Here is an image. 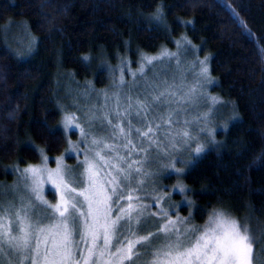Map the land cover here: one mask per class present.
<instances>
[{
  "label": "trees",
  "instance_id": "obj_1",
  "mask_svg": "<svg viewBox=\"0 0 264 264\" xmlns=\"http://www.w3.org/2000/svg\"><path fill=\"white\" fill-rule=\"evenodd\" d=\"M180 38L191 60L207 57L223 125L193 140L173 164L181 173L162 164L154 186L139 190L145 212L157 215L138 234L165 223L162 207L189 226L223 210L264 235V0H0V186L43 156L77 170L75 155L99 137L65 129L70 88H108ZM253 245V264H264V243Z\"/></svg>",
  "mask_w": 264,
  "mask_h": 264
},
{
  "label": "snow or ice",
  "instance_id": "obj_2",
  "mask_svg": "<svg viewBox=\"0 0 264 264\" xmlns=\"http://www.w3.org/2000/svg\"><path fill=\"white\" fill-rule=\"evenodd\" d=\"M157 59L160 57H144L145 63L149 65ZM199 63L205 64L204 61ZM207 71V67H202L200 75H206ZM194 92L195 89H192L189 96ZM114 95L118 97V94ZM166 95L160 92L151 99L153 103L159 104ZM126 99L128 109L124 113L119 110L113 113L125 120L132 114L133 107L131 98ZM117 103L119 105V99ZM136 106L137 116L146 115L151 107L140 100L136 101ZM90 111L89 125L94 120H107L108 126L113 129L112 138L115 139L118 133L124 141L122 148L126 155H120L117 145L93 139L92 145H102V148L95 151L92 158L86 156L79 162L78 167L83 171L68 168L63 164V158L57 162L56 169L50 170L46 167L50 159L47 156H43L45 166L29 165L24 168L22 175L31 182L26 187L31 197L43 206V213L36 209L31 199L28 202L22 200L19 208L10 206L5 209L0 203V255L5 248L10 249L15 264H137L141 257H149L143 264H252L253 243H264V235H249L247 225H241L223 210H214L203 226H189V218L169 219L167 211L161 207L158 214L165 223L159 225L155 232L139 235V231L146 228L149 217L157 213L144 214L149 206L142 204L140 201L143 198L136 195L143 181H139L137 187H132L144 163L132 157L148 149L143 145L138 147L130 137L135 131L137 138L147 140L149 147L155 145L159 148L161 140L157 137V130L165 125L170 126L173 121L169 116L155 128L151 124L147 125L146 131L133 129L131 121H128V130L125 131L121 124H113L107 116H97V110ZM75 119L74 116L66 115L64 127L73 132L79 128L83 141L91 129L85 131L79 124H74ZM50 132L54 134L55 130ZM161 136H170L169 146L176 151L179 150L178 143L187 144L194 140L187 130L175 134L171 131L162 132ZM201 151L203 146L195 149L196 154ZM172 168L177 173L183 171L174 165ZM45 182L54 186L53 194L59 192L55 204L49 203L41 194ZM177 188L181 192L185 191L179 185Z\"/></svg>",
  "mask_w": 264,
  "mask_h": 264
},
{
  "label": "rangeland",
  "instance_id": "obj_3",
  "mask_svg": "<svg viewBox=\"0 0 264 264\" xmlns=\"http://www.w3.org/2000/svg\"><path fill=\"white\" fill-rule=\"evenodd\" d=\"M186 44L185 39L180 38L176 41V48L174 50L163 47L156 53L143 56L137 66L127 69L123 75L124 77L118 78L119 80L116 83H112L108 88L99 90L89 89L88 87H84L83 89L79 87L70 88L72 92H69L68 96L66 95L67 109L70 110L71 108L76 116L79 117L78 120L81 128H84L85 131L91 129L89 135H96L105 143L117 145L120 148V155H126V151L122 148L124 141L121 140L118 133L115 134V139L112 138L114 135L113 129L108 126L107 120H94L89 125L87 121L91 115L90 110H97L95 112L97 116H107L108 119L112 120L113 124H121L125 131L128 130V121H131L133 129L139 128L141 131H146L147 125L151 124L155 128V125L162 124V120H167L171 116L173 123L170 126L165 125L157 130V137L161 140L159 148L155 145L149 147L147 140L138 139L135 131L131 134L130 138L133 143L137 144L138 147L143 145L145 149H148L147 152L132 157V159L144 161L141 173L135 176L132 183V187L135 188V185L138 186L139 181H143L142 185H139L140 192L144 188H147V186H154L152 182L156 180L158 169L162 164H175L192 145L193 140L187 144L181 142L177 144L179 150H173L169 146L171 137L161 136L162 132L171 131L172 134H175L176 132L187 130L195 140L201 141L202 139L206 140L208 135H212V132L223 125V121H221V116H223L221 105L218 104L215 98L208 95V86L212 84V78L207 57L198 56L196 60H191L189 51L187 48H184L189 46V44ZM164 53H175L176 55L165 56L163 55ZM144 57H160V59L153 60L152 64L149 65L145 63ZM199 61H204L205 64L201 65ZM202 67H207L208 69L207 74L203 76L200 75ZM141 69H143L142 72ZM121 80L124 81L123 84L120 83ZM192 89H195V92L190 97L189 93ZM160 92L167 93L166 97L162 98L159 104L153 103L151 98L159 95ZM114 94H118V97ZM109 97L111 99H108ZM126 97L131 98L133 105L131 109L132 114L127 116V120L113 115L117 110L124 113L128 109ZM214 97H216L215 94ZM117 99H119V105ZM137 100L143 101L146 105H151L146 115H135L138 111L136 106ZM178 101H184V103H178ZM67 109L66 115L72 116V111L70 112ZM66 115L64 114L62 117L63 124ZM185 121L188 123H185ZM101 148L102 145H92L90 150L85 154L81 152L75 155L78 165L86 156L92 158L94 152L100 151ZM107 158L108 155H106ZM60 160L57 158L54 163L55 165L52 166L47 162L46 167L54 170L57 167V162ZM63 164L66 165L64 162ZM29 165L45 166L44 161ZM76 171H83V169L78 167ZM30 183L21 172V175L10 187L1 185L0 203L3 204V207L5 209H9L10 206L19 208L22 200L28 202L31 199V202L36 204V209L43 213V206L39 205L31 197V193L26 187ZM53 187L50 183L45 182L42 185L41 193L44 199L51 204H55L59 199V192L53 194ZM139 190L136 192V195L141 197ZM48 192L50 193L48 194ZM144 214L145 216L148 215L147 212H144ZM113 216H115V211H113ZM238 222L240 223V221ZM152 224V219H149L146 228L152 226ZM142 231H139V233H143ZM254 248L255 246L253 245V256L255 252ZM146 259L148 258L141 257L137 264H143V261ZM0 264H15V258L11 254L10 249H4L3 254L0 255Z\"/></svg>",
  "mask_w": 264,
  "mask_h": 264
}]
</instances>
